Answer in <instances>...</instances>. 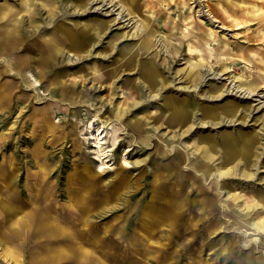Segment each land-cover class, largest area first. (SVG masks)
I'll return each mask as SVG.
<instances>
[{
  "label": "rangeland",
  "instance_id": "rangeland-1",
  "mask_svg": "<svg viewBox=\"0 0 264 264\" xmlns=\"http://www.w3.org/2000/svg\"><path fill=\"white\" fill-rule=\"evenodd\" d=\"M87 21L100 23L93 42L81 31ZM47 37L64 51L51 58L43 50L42 63L36 48ZM0 40V264H264V229L236 222L223 180L201 174L189 154L194 141L220 147L228 136L255 168V150L264 145V0H0ZM125 45L140 46L139 58L154 56L162 75L180 79L129 95L136 70L111 75ZM25 54L34 58L23 69ZM27 70L40 73L35 87L22 78ZM190 71L201 74L194 90L185 79ZM243 79L256 81L253 94L236 88ZM228 87L242 98L234 90L208 96ZM167 95L196 104L189 132L168 126ZM117 110L122 119L112 117ZM136 117L141 134L131 127ZM90 122L103 129L106 158ZM248 136L252 146L242 144ZM258 165L247 181L224 179L234 183L235 208L251 205L264 188V152ZM10 199L17 215L30 217L17 242L7 235L17 210L1 208ZM259 209L249 213L253 224L264 219ZM72 246L77 256L67 252Z\"/></svg>",
  "mask_w": 264,
  "mask_h": 264
},
{
  "label": "bare ground",
  "instance_id": "bare-ground-1",
  "mask_svg": "<svg viewBox=\"0 0 264 264\" xmlns=\"http://www.w3.org/2000/svg\"><path fill=\"white\" fill-rule=\"evenodd\" d=\"M15 17H16V15H15ZM99 29H100V23H98V22L94 23L91 21H87L85 23L84 27L81 29V31H82V33H84V32L88 33L89 38H91L90 41H88V42H93L92 40L99 33V31H100ZM4 38L8 39V38H10V36L7 34L4 36ZM142 43H143V45L141 46L142 50L143 49L146 50L149 48L150 42L147 38L144 39V41H142ZM81 44H83V43H76V44H73L72 46H75L76 49H82L83 47L81 46ZM86 44H87V42H86ZM42 45L44 46L43 48H41V46L36 48L38 50V53H37L38 60L41 61L42 63L43 62L46 63V59L43 58L44 56L43 57L40 56V53L43 52V50L44 51H51L47 55V56H50L51 58L64 51L63 47L60 46L59 43L53 42L49 37H47L46 39H43ZM109 45H111L110 48L113 47V39L109 40ZM121 51H122V57L117 58L116 62L119 63V60L121 58H123V59H122V61H120L119 66L111 72V75L115 72L117 73L118 71H126V73L128 72V74H132L134 72H130V71L136 70V72L138 74L136 75L134 80L133 79L131 80L132 83H131V86H129V91H128L129 95H131L133 93H136V95H139L140 93H144L146 90H147V92L148 91L149 92L157 91L158 89L169 87V84H172L176 79H180V76L176 77V74L168 73V74L162 75V70L161 69L159 70V68H158L159 64H157L155 62L154 56L151 58L147 57L144 59L139 58L140 53H141L140 52V46H136L135 51H133L132 46L125 45L124 47L121 48ZM129 52H130V54H129ZM15 58H16L15 56L11 57V61H13L11 63L12 65L17 63V61H16L17 59H15ZM33 58L34 57L31 55L25 54L22 57V61L19 64L22 65L23 69L29 68L31 66L28 64V61H31ZM45 58H46V56H45ZM53 58H55V57H53ZM79 58H81V57H79ZM75 59H76V57H75ZM192 63L194 65H197L196 64L197 62H192ZM26 72H28L27 75L29 78L26 77V75L23 73H22V76L23 75L24 76L22 78H24V80H26L27 84L34 85V87H35L38 84V79H39L37 77V75H40V73L37 71V75L35 76L34 73H31L28 70ZM58 76H59V74H58ZM185 77H186L185 79H188L191 83H194V84H192L194 86L193 87V90H194V88L196 86V80H198V79L200 80L201 74L198 72L194 73V72L190 71V73L187 74V76L185 75ZM166 79H168V80H166ZM57 82L61 83V85H58V88H59V90L62 91V94H64L67 90L65 84H62L64 82H61L58 78H57ZM241 83H243V85H238L239 87L236 86V88L239 89V91H241V92L245 90V92H244L245 94L246 93L253 94V92L256 89V86L258 85V84H256V81H254L252 79H243ZM138 87L140 88L139 91H138ZM183 87L186 88V86H183ZM74 89H75V86L73 85L72 88L70 89L72 94H74L73 93ZM237 89L234 90L232 87H228L225 90H222V89L216 90L215 89V90H213L214 92H210V94H208V96H210L211 98L212 97H214V98L220 97L223 94L228 93V92L232 94L233 90H234L233 96L237 97L238 99L242 98L244 93L242 94V96H240L241 92H239L236 95V92L238 91ZM107 90H114V86L113 85L107 86ZM157 93L158 92H152L151 97H155V95ZM146 95H148V94H146ZM246 96H247V94H246ZM157 103H159V102H157ZM138 104H140L138 100H135L132 103V105H134V106H137ZM162 108L165 110H168V113L164 116V118H166L168 121H170L168 126H178V127H179V125L183 126V130H182V132H180V134L187 133L191 130V128L193 127L192 125L194 124V121H195V119H193V121H192V117H193L192 114L194 113V110L196 108V104L190 105L189 103H186L183 99L178 98L175 95H167V96H164ZM112 117L117 120V119H122L123 116H122L121 111L117 110L115 113V116H112ZM138 120H139L138 117H136V119L133 118L130 120V123H131V127H133L137 133L141 134L143 132L142 126H140L139 124H134V122L138 121ZM209 121H206V122H209ZM218 121L209 122L210 123L209 125L217 123ZM233 121H235V120H233ZM196 122H198V120ZM200 123H205V122H200ZM197 125H199V124H197ZM89 128H90L91 134L94 136V139H95V141H94L95 145L94 146L98 152L99 158H101V159L106 158L107 154H106V151L104 150V147H103L104 135L101 133L103 129H99L98 126L96 128L93 127L91 122L89 124ZM260 129L263 131V128H260ZM170 141H172V140H170ZM166 142H168V144H169V139H167ZM202 142H204V143H199V142L194 141V143H192V145L190 146V153L189 154L193 155V157L195 158L194 168H198L199 171H201V174H203L205 176H208L210 174H214L215 177L217 178V180H220V179L223 180L220 182L221 189H224V188L227 189V196L224 199V203L226 204V208L228 209V213L231 215L232 218H234V220L236 222L239 223V221H240L239 219L242 218L241 224L246 225L247 228H254L257 225L258 227H262L264 229V219L262 221H260L258 224L257 223L253 224V222L249 219V216H250L249 213L251 212V209L255 210L256 208H260L259 212H257V213H260L261 210H264V188L262 190H259L256 192V197H255L256 199H254V201L251 202L252 203L251 205L245 206L244 209H243V207H242V209H239V208L234 207V205L237 204L236 200L238 198V195L236 196V195L229 192L231 189L229 184H231V187H232V184H234V183H230L231 181H227L228 178H238L239 180L247 181V180H249V178L254 176L255 169H258L260 166V165H258V159H259L260 155L263 154V152H264L263 143L259 144L260 150H258V149L255 150L254 156H255V158H257V163H253V165H255V168H254V170H251L250 169L251 167L249 165L250 160H251L250 159V153L247 152L246 150H243L242 153L237 152L236 147L234 146L232 139L230 140V138L228 136H226V137L223 136L220 139V141H219L220 147H218L219 145L216 144L212 139H209V140L207 139V140H204ZM187 143H188V141H187ZM243 143H245L249 146H252L253 141L250 139V136H248V137H245L242 139V144ZM259 147L257 146V148H259ZM219 150L221 152L220 155L222 156V158L219 161H216V159L219 157V155L216 152H218ZM105 160H107V159H105ZM102 165H104V164H102ZM99 167H101V166H99ZM155 169H156V166H155ZM224 179H227V180H224ZM262 180H264V178H262ZM9 201H11V203ZM9 201L3 203V207H1V208H3L4 210H7L8 213L11 214L14 212V210L16 211L17 209L14 207L13 200L10 199ZM20 211H21V209H19V212ZM256 211H253V213H255ZM17 214H18V210L13 215L14 216L13 218L16 221V223H14L15 226L13 225V221L11 220V222L8 225L9 228H8V232H7V235L9 234L8 237L11 238L12 240H14V242L21 240L22 232L23 233H26V232L29 233L30 226H31L30 225V217L25 219L22 216V214H20V215H17ZM237 220H239V221H237ZM52 230L56 231V229L53 225H52V228H50V231H52ZM11 248L14 250L13 247H11ZM11 248L9 249L8 254L13 259L16 260V254L11 250ZM70 248L71 249H68V251L67 250L66 251L69 253H72V256H77L79 251H81L80 249L78 251L77 246L76 247L72 246ZM16 252H17V250H16ZM83 252H84V256L86 253H88L87 250H83ZM54 257H55V255L51 254L49 258L54 259ZM85 260H86V258L82 259L81 261L84 262ZM14 264H20V259H17V261L14 262Z\"/></svg>",
  "mask_w": 264,
  "mask_h": 264
},
{
  "label": "crops",
  "instance_id": "crops-1",
  "mask_svg": "<svg viewBox=\"0 0 264 264\" xmlns=\"http://www.w3.org/2000/svg\"><path fill=\"white\" fill-rule=\"evenodd\" d=\"M68 91H69V89H68Z\"/></svg>",
  "mask_w": 264,
  "mask_h": 264
}]
</instances>
